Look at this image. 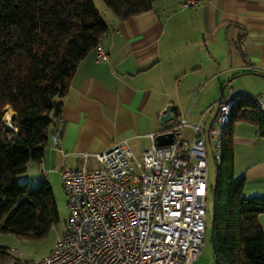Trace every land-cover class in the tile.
<instances>
[{
    "label": "crops",
    "instance_id": "obj_1",
    "mask_svg": "<svg viewBox=\"0 0 264 264\" xmlns=\"http://www.w3.org/2000/svg\"><path fill=\"white\" fill-rule=\"evenodd\" d=\"M181 2L156 0L150 10L125 20L103 10L109 30L100 45L107 59L95 62L92 49L77 64L43 158L27 167L36 183L79 167L83 153L103 152L122 139L139 158L180 118L206 129L221 95L264 101V0H197L190 8ZM168 105L174 118L162 124L159 117ZM239 112L243 116L230 139L233 179L243 177L244 188L259 194L264 136L250 115L233 108ZM191 131L184 128V139ZM86 165L99 163L89 157ZM43 169L49 170L46 175ZM259 224L264 233V214Z\"/></svg>",
    "mask_w": 264,
    "mask_h": 264
},
{
    "label": "trees",
    "instance_id": "obj_2",
    "mask_svg": "<svg viewBox=\"0 0 264 264\" xmlns=\"http://www.w3.org/2000/svg\"><path fill=\"white\" fill-rule=\"evenodd\" d=\"M119 20L150 10L156 0H103ZM109 30L92 0H0V232L40 238L58 221L48 181L32 188L18 182L30 163H40L49 131L60 118L77 64ZM251 97L234 108L252 117L264 136V115ZM11 110L10 127L4 109ZM232 112L221 136L214 192V264H264V233L259 216L264 197H242L245 180L233 179ZM210 227V225H209ZM0 247V259L10 260Z\"/></svg>",
    "mask_w": 264,
    "mask_h": 264
},
{
    "label": "built area",
    "instance_id": "obj_3",
    "mask_svg": "<svg viewBox=\"0 0 264 264\" xmlns=\"http://www.w3.org/2000/svg\"><path fill=\"white\" fill-rule=\"evenodd\" d=\"M196 5L197 0L181 2L182 8ZM94 49L95 62L107 59L100 44ZM239 97L221 95L206 129L180 118L166 130L171 144L153 141L139 158L126 139L103 152L83 153L79 167L59 172L68 217L50 253L39 261L0 259V264H191L206 231V147L219 164L222 132ZM250 99L264 115V101ZM186 127L192 130L188 139ZM51 140L56 144V133ZM89 157L99 166L88 167ZM6 252L10 258L18 253Z\"/></svg>",
    "mask_w": 264,
    "mask_h": 264
},
{
    "label": "rangeland",
    "instance_id": "obj_4",
    "mask_svg": "<svg viewBox=\"0 0 264 264\" xmlns=\"http://www.w3.org/2000/svg\"><path fill=\"white\" fill-rule=\"evenodd\" d=\"M95 9L104 18V9H107L103 0H92ZM10 116L11 110L9 107L4 109V124L6 127H10ZM207 193H206V231L203 241L202 249L197 258L191 264H214L213 250L211 244L210 234V221L212 214V186L215 180V162L213 160L212 152L207 144ZM18 182H28L32 188L37 186L36 181L31 178L28 171L18 176ZM48 185L52 191L53 199L58 211L59 221L53 225L43 237L40 238H26L17 236L10 233L0 232V247H4L9 250L10 248L15 249L18 253H10V259H18L23 261H39L46 257L57 238L61 235L64 230L65 223L68 217L67 199L65 192L62 187L59 173H50L48 177ZM254 189L258 186H253ZM255 191V190H254ZM253 188L246 186L242 192V197L250 198L253 196L263 197L264 191L259 194H253ZM262 195V196H261Z\"/></svg>",
    "mask_w": 264,
    "mask_h": 264
},
{
    "label": "water",
    "instance_id": "obj_5",
    "mask_svg": "<svg viewBox=\"0 0 264 264\" xmlns=\"http://www.w3.org/2000/svg\"><path fill=\"white\" fill-rule=\"evenodd\" d=\"M172 105H168L165 107V109L161 112L159 121L164 124L168 122L169 120H172L174 118V115L172 114ZM172 142V133L168 131L160 132L155 136V144L156 146H164V145H169ZM217 165L215 163V180L212 186V209L214 207V192L216 188V183H217ZM212 230H213V211L211 214V221H210V234H211V240H212ZM212 249L214 250V244L212 241Z\"/></svg>",
    "mask_w": 264,
    "mask_h": 264
}]
</instances>
